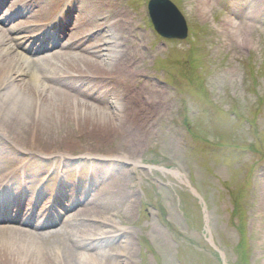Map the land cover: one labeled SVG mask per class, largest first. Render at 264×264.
<instances>
[{"label":"rangeland","instance_id":"obj_1","mask_svg":"<svg viewBox=\"0 0 264 264\" xmlns=\"http://www.w3.org/2000/svg\"><path fill=\"white\" fill-rule=\"evenodd\" d=\"M36 1L45 7L52 0ZM148 1L64 0L58 20L80 17L83 23L81 15L93 16L87 24L111 25L105 36L118 43L117 50L137 54L141 81L151 78L162 88L156 99L163 106L146 136L124 142L118 153L123 161L114 153L105 157L97 140L85 138L77 140L74 156L32 154L19 144L26 140L1 131L0 189L8 186L1 198L12 193L17 203L26 186V204L43 187L41 203L50 205L62 181L75 188L80 179L92 185L87 199L115 202L114 191L128 193V202H116L110 211L104 204L103 219L90 222L99 229L86 252L98 264H264V0H172L188 25L184 40L156 32ZM11 4L4 0L0 8L8 11ZM40 7L9 23L45 20L47 15L38 17ZM14 41L18 51L31 49ZM139 90L145 97L154 91ZM85 148L99 157L80 158ZM105 185H111L108 192L100 191ZM41 213L39 206L37 217ZM30 251L62 264L63 249ZM66 251H76L78 264L77 244Z\"/></svg>","mask_w":264,"mask_h":264},{"label":"bare ground","instance_id":"obj_2","mask_svg":"<svg viewBox=\"0 0 264 264\" xmlns=\"http://www.w3.org/2000/svg\"><path fill=\"white\" fill-rule=\"evenodd\" d=\"M3 1L0 0V4ZM63 1L52 0L50 6L43 7L36 0H12L8 11L5 7L0 8V132L3 131L9 138L26 140V143L18 142L22 150L32 154L42 153L50 158L57 154L74 156L78 153L75 146L77 140L85 138L97 140L105 157L117 156L127 160L119 155V148L124 142L131 144L132 138L141 140L142 136H146L153 117L158 118L159 107L163 106L156 99V93H160L162 88L151 78L146 79L149 84H144L140 78L137 54L117 50L118 43L106 38L105 33L110 31L111 25L105 22L87 24L93 16L82 15L81 20L88 19L83 23L80 17H76L73 23H59ZM20 4L22 8L16 9ZM35 5L41 6L38 17L47 15L45 20H37L33 24L21 20L9 23L13 16ZM54 8L55 12L52 11ZM207 8L209 3L204 4V10ZM118 26L120 30L125 27L122 22ZM101 27L103 29L99 30ZM232 27L235 25L232 24ZM15 31L22 32V35ZM18 39L23 40L20 44L25 42L31 48L29 54L16 49L17 42L14 40ZM52 46L57 47L52 49ZM144 87L154 90L150 91L149 97L140 92L139 89ZM99 153L85 148L80 158H97ZM129 153L134 155L135 150ZM25 157L29 155L25 154ZM31 158L30 161L34 162ZM80 180L81 183L75 182V188L64 181L60 184L56 199L59 205L56 207H61L60 214L53 204L52 208L48 207L51 216L47 209L41 213L45 218L43 222L46 220V224H53L60 220L59 225L36 229L24 223H0V264H58L54 259H37L30 251L38 250L35 252L40 255L41 250L51 252L53 248L63 249L62 264H75L76 251H66L74 243L81 253L78 264H98L95 255L86 252L95 246L88 239L92 238L95 229H99L90 222L103 219L104 204L108 203L109 211L114 210L116 202L126 203L130 196L116 190L113 192L118 199L115 202L98 197L87 199L92 185L87 186L84 179ZM110 186L105 185L99 190L108 192ZM9 194V197L8 194L6 198L0 197V215L4 213L2 203L12 200L14 206L19 204L13 200L14 195ZM61 196L67 197L65 203L61 202ZM44 206L45 203L42 210ZM30 209H33L31 204ZM65 211L70 213L67 215ZM28 214L25 217L31 219V214ZM44 244L50 247H43ZM23 245L29 246L30 250Z\"/></svg>","mask_w":264,"mask_h":264},{"label":"water","instance_id":"obj_3","mask_svg":"<svg viewBox=\"0 0 264 264\" xmlns=\"http://www.w3.org/2000/svg\"><path fill=\"white\" fill-rule=\"evenodd\" d=\"M148 9L154 27L160 35L169 39L187 37V22L171 0H150Z\"/></svg>","mask_w":264,"mask_h":264}]
</instances>
